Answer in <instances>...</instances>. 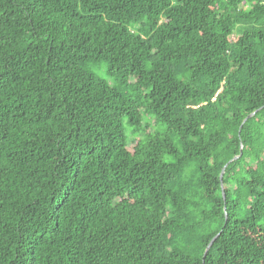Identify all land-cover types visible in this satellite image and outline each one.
<instances>
[{
    "label": "trees",
    "instance_id": "16d2710c",
    "mask_svg": "<svg viewBox=\"0 0 264 264\" xmlns=\"http://www.w3.org/2000/svg\"><path fill=\"white\" fill-rule=\"evenodd\" d=\"M0 264H264V0H0Z\"/></svg>",
    "mask_w": 264,
    "mask_h": 264
},
{
    "label": "rangeland",
    "instance_id": "374dc122",
    "mask_svg": "<svg viewBox=\"0 0 264 264\" xmlns=\"http://www.w3.org/2000/svg\"><path fill=\"white\" fill-rule=\"evenodd\" d=\"M90 69L100 78L102 79H107V77L105 76V66L104 65H98V64H94V65H89ZM124 129H125V133L127 135V137H129L130 141H129V146H132L133 144V140L134 137L132 135H130V130L128 128H126L125 124H124Z\"/></svg>",
    "mask_w": 264,
    "mask_h": 264
},
{
    "label": "water",
    "instance_id": "95a60500",
    "mask_svg": "<svg viewBox=\"0 0 264 264\" xmlns=\"http://www.w3.org/2000/svg\"><path fill=\"white\" fill-rule=\"evenodd\" d=\"M256 112V111H255ZM255 112H253V113H251V114H249L247 117H246V119H248V118H250ZM233 159H236V157H234ZM232 160V159H231ZM229 162H231V161H229ZM221 176H222V173H221V175H220V178H221ZM224 199V198H223ZM218 235V234H217ZM216 235V236H217ZM214 239V238H213ZM211 243H212V241L210 242V244L207 246V249L205 250V253H206V251L209 249L208 247L211 245ZM204 253V254H205Z\"/></svg>",
    "mask_w": 264,
    "mask_h": 264
}]
</instances>
